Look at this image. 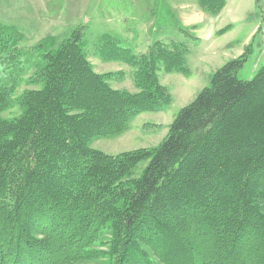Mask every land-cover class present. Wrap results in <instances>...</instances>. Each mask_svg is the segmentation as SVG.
I'll list each match as a JSON object with an SVG mask.
<instances>
[{
    "label": "trees",
    "instance_id": "obj_1",
    "mask_svg": "<svg viewBox=\"0 0 264 264\" xmlns=\"http://www.w3.org/2000/svg\"><path fill=\"white\" fill-rule=\"evenodd\" d=\"M25 37L0 21V264H264V65L238 76L252 44L158 145L113 154L92 143L172 103L160 72H190L185 43ZM90 51L131 71L98 72ZM128 74L136 90L112 85Z\"/></svg>",
    "mask_w": 264,
    "mask_h": 264
},
{
    "label": "rangeland",
    "instance_id": "obj_2",
    "mask_svg": "<svg viewBox=\"0 0 264 264\" xmlns=\"http://www.w3.org/2000/svg\"><path fill=\"white\" fill-rule=\"evenodd\" d=\"M0 21L17 26L26 36L21 45L28 47L49 35L66 36L76 28L85 31L89 49L103 34L120 38L122 47L136 51L146 50L159 40L185 43L190 72H160L162 83L170 88L172 103L163 110L140 114L124 133L92 143L113 154L158 145L181 108L249 44L253 52L238 71L239 78H252L264 65V0H227L216 15L203 10L198 0H0ZM90 60L98 72L131 71L127 64L104 61L93 51ZM112 85L136 90L129 74L122 81H112ZM146 164L139 165L138 174ZM109 261L101 257L81 264Z\"/></svg>",
    "mask_w": 264,
    "mask_h": 264
}]
</instances>
